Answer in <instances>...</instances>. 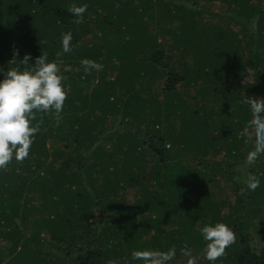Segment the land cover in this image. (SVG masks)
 Segmentation results:
<instances>
[{
	"label": "trees",
	"instance_id": "1",
	"mask_svg": "<svg viewBox=\"0 0 264 264\" xmlns=\"http://www.w3.org/2000/svg\"><path fill=\"white\" fill-rule=\"evenodd\" d=\"M71 3L87 4L80 24ZM14 47L71 77L59 123L38 114L29 157L0 169V264H127L169 248L167 264H187L182 249L209 264V221L235 234L216 264H264V155L246 163L241 103L264 97V0H0L5 70Z\"/></svg>",
	"mask_w": 264,
	"mask_h": 264
},
{
	"label": "clouds",
	"instance_id": "2",
	"mask_svg": "<svg viewBox=\"0 0 264 264\" xmlns=\"http://www.w3.org/2000/svg\"><path fill=\"white\" fill-rule=\"evenodd\" d=\"M87 4L71 3L67 12L73 17L72 22L80 24L84 20ZM73 35L71 31L60 35V50L56 56L72 51ZM14 66L0 67V169L15 159L17 162L29 157L30 148L39 131L41 121L38 114L51 116L58 124L64 109L67 93L56 61L49 60L48 54L42 52L30 63L31 55L25 53L17 62L19 49L13 48ZM85 71L98 69L101 65L87 58L81 59ZM241 103L247 106L250 118L245 122L243 134L253 138L251 149L245 160L252 164L260 155H264V97H244ZM242 183L249 191H255L260 186V180L254 175L246 176ZM243 191V189L241 190ZM199 235L203 241V259L209 264L223 257L225 250L235 242L232 229L223 222H206L199 228ZM182 252L187 256V264H197L200 254L192 256L186 249ZM176 254L174 248L167 251L154 249L132 250L127 264H167ZM107 264H117L109 260Z\"/></svg>",
	"mask_w": 264,
	"mask_h": 264
},
{
	"label": "rangeland",
	"instance_id": "3",
	"mask_svg": "<svg viewBox=\"0 0 264 264\" xmlns=\"http://www.w3.org/2000/svg\"><path fill=\"white\" fill-rule=\"evenodd\" d=\"M218 9H219V6H217V5H215V7H213V10L214 11H218ZM215 21V20H214ZM224 22V24H225V26L227 27V28H233V29H237L236 27H234V26H232V24H230L229 22H227V23H225V21H223ZM69 72V69L68 68H65V70H64V73H63V78L64 79H68V77H71V74L70 73H68ZM261 157H262V155H261ZM220 158H222V155H220V156H218V157H216V160H219ZM232 160V159H231ZM230 160V161H231ZM258 161V160H257ZM238 169H242V165H240V162L238 163ZM254 170H255V168H253ZM219 178V180H222L220 177H218ZM221 183H223V181H221ZM224 193H226V191H224ZM257 228V231L255 232V234H258V233H260V229L258 228V227H256ZM256 237V236H255ZM256 239V241H258L259 243H263L264 244V241L261 239V238H255Z\"/></svg>",
	"mask_w": 264,
	"mask_h": 264
}]
</instances>
